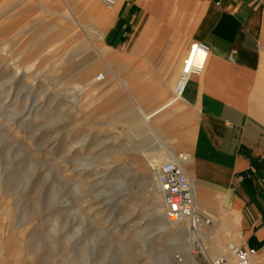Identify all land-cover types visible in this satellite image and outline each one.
<instances>
[{
    "label": "rangeland",
    "instance_id": "1",
    "mask_svg": "<svg viewBox=\"0 0 264 264\" xmlns=\"http://www.w3.org/2000/svg\"><path fill=\"white\" fill-rule=\"evenodd\" d=\"M29 1L0 7V264H189L191 225H154L162 196L130 136L131 93L92 64L102 30ZM201 231L191 264L213 258Z\"/></svg>",
    "mask_w": 264,
    "mask_h": 264
},
{
    "label": "crops",
    "instance_id": "2",
    "mask_svg": "<svg viewBox=\"0 0 264 264\" xmlns=\"http://www.w3.org/2000/svg\"><path fill=\"white\" fill-rule=\"evenodd\" d=\"M14 1L15 11L34 12L23 9L31 1ZM34 3L54 15L81 13L102 30L101 42L95 40L102 63L92 64L107 66L116 81L108 89L131 93L132 104L123 106L131 110L127 122L140 155L154 156L156 168L183 154L179 163L193 184L199 220L194 231L207 238L208 255L230 257L234 245L254 250L250 264H264V0ZM192 41L208 47L207 58L177 98L181 59ZM117 102L109 116L120 109Z\"/></svg>",
    "mask_w": 264,
    "mask_h": 264
},
{
    "label": "built area",
    "instance_id": "3",
    "mask_svg": "<svg viewBox=\"0 0 264 264\" xmlns=\"http://www.w3.org/2000/svg\"><path fill=\"white\" fill-rule=\"evenodd\" d=\"M116 1L102 0V3L106 7H111ZM207 54L208 47L202 41H192L188 44L181 59L178 75L179 95L186 81L191 76L201 73ZM180 159H184L183 154H177L174 159L157 164L156 184L162 196L165 219L168 222L177 223L190 216L191 227L195 230L199 220L195 214L194 188L179 163ZM228 251L230 257L221 255L210 260L209 264H250V259L254 254L253 249L234 245L228 246Z\"/></svg>",
    "mask_w": 264,
    "mask_h": 264
},
{
    "label": "bare ground",
    "instance_id": "4",
    "mask_svg": "<svg viewBox=\"0 0 264 264\" xmlns=\"http://www.w3.org/2000/svg\"><path fill=\"white\" fill-rule=\"evenodd\" d=\"M102 77V75L100 76ZM179 90H180V87H179V84H178V80H177V83L174 87V95L179 98L180 95H179ZM135 148H139L140 146H136L134 145ZM153 159V157H147L148 161H150L151 159ZM152 164V163H151ZM144 170L146 171V173L148 174L147 175V179L149 180V183L151 182V180L153 179V175L151 174V172L153 171L150 167H146L144 168ZM159 190V189H158ZM161 194V193H160ZM163 202V201H162ZM163 208H164V205H163ZM153 211L157 214L156 215V220H155V227L156 229H158V231L160 232H167V233H170L173 237L175 236H178L180 235L181 233V230L182 228L185 226L184 224H186V226H189L192 224V221H191V217L190 216H187L185 218H183L182 220H180L179 222L177 223H173V222H168L165 217L163 216L164 215V210H163V215L159 212H157V207L156 208H153ZM181 222H184L183 224ZM192 232V233H191ZM189 231V235L188 237H184L185 239V242L187 244V253H188V259H189V264L190 261H192V256H191V253L193 252V243L195 242V240H198L197 239V234L194 233L193 231ZM195 235H194V234ZM166 257V256H165ZM167 259V258H166ZM163 260H164V256L161 255L160 256V260L159 261H162L163 263ZM160 263V262H159ZM193 264V263H192Z\"/></svg>",
    "mask_w": 264,
    "mask_h": 264
}]
</instances>
